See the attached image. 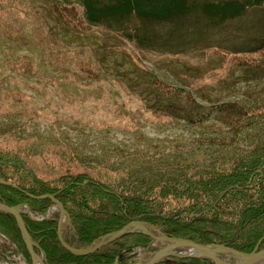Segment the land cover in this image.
I'll use <instances>...</instances> for the list:
<instances>
[{
    "label": "rangeland",
    "instance_id": "rangeland-1",
    "mask_svg": "<svg viewBox=\"0 0 264 264\" xmlns=\"http://www.w3.org/2000/svg\"><path fill=\"white\" fill-rule=\"evenodd\" d=\"M50 1L67 10L63 17L69 26L48 6L32 17L38 0L0 2V131L6 132L0 141L21 148L42 177H55L64 169L63 146L101 167L140 175L151 160L153 165L158 160L176 167L220 161L260 134L249 129L231 150L208 145L203 139L220 134L154 112L142 93L152 90L149 80L157 79L186 89L191 83L200 87L192 94L206 109L210 103L199 93L218 103L264 100V74L231 61L233 56L243 62L247 56L261 57L250 49L264 38V4L220 25L194 12L163 24L130 17L73 31L68 27L89 26L81 8L69 0ZM24 9L29 15L21 12ZM2 246L9 250L2 252ZM160 247L156 242L138 247L133 263L148 259ZM39 256L45 264V256ZM12 263L28 264L29 259L0 233V264Z\"/></svg>",
    "mask_w": 264,
    "mask_h": 264
},
{
    "label": "trees",
    "instance_id": "trees-1",
    "mask_svg": "<svg viewBox=\"0 0 264 264\" xmlns=\"http://www.w3.org/2000/svg\"><path fill=\"white\" fill-rule=\"evenodd\" d=\"M38 1L34 9L31 8L32 17L41 15L40 11H45L48 6L61 24L69 26L63 17L67 16L64 14L67 10H62L58 2ZM69 1L81 8L80 14L89 25L78 23L74 28L68 27L73 31L110 21L121 22L130 17L146 24H163L183 19L194 12L201 13L211 24L220 25L242 16L248 8L264 4V0ZM21 12L29 15L26 9ZM138 41L149 42L145 38H138ZM250 51L260 53L261 57L247 56L243 62L234 61L236 57L233 56L232 63L264 74V38L259 39ZM145 74L152 77L147 70ZM148 83L153 86L152 90L150 88L142 95L154 112L177 117L220 134L203 139V143L231 150L249 129L258 130L260 134L247 141L249 145L240 152L225 154L217 161L219 163L213 161L198 167H176L158 160L153 165L151 160L148 161L149 169L145 172L140 170V175L101 167L99 163L80 158L63 146L60 158L66 166L52 178L39 175L28 164V155L25 156L21 148L6 147L0 141V179L15 186L0 184V201L10 207L28 206L32 215L24 212L22 218L29 235L38 244L35 252L44 254L46 264H131L136 249H145L153 241L138 233L126 234L92 254L75 255L58 239L59 212L54 211L48 218L41 219L54 205L52 200L29 198L23 192L34 196L55 195L62 202L74 229L72 231L63 225L62 236L76 249H86L136 220L152 225L168 237L188 239L202 245H224L250 253L260 241L258 249H264V100L257 99L255 104H246L238 99L218 103L199 93L200 98L210 103V109H206L192 94V91L200 92L201 88L192 83L188 89L170 86L157 79ZM152 92L155 99L150 97ZM5 134L0 131V138ZM78 167L80 171H72ZM0 233L16 244L18 252L21 251L26 260L29 259L14 217L4 212H0ZM8 250L7 246L1 247L2 252ZM157 264L214 263L208 258L166 257Z\"/></svg>",
    "mask_w": 264,
    "mask_h": 264
},
{
    "label": "water",
    "instance_id": "water-1",
    "mask_svg": "<svg viewBox=\"0 0 264 264\" xmlns=\"http://www.w3.org/2000/svg\"><path fill=\"white\" fill-rule=\"evenodd\" d=\"M0 184L6 185V186H13L8 181L1 180ZM27 197L29 198H35V199H50L54 203L53 207L48 211L47 214L43 216L44 218H48L50 214L53 212V210H57L59 212V219H58V225H57V236L61 243V245L67 249L69 252L75 254V255H89L93 252L97 251L102 246L111 243L120 237L126 235V234H142L144 236H147L148 238L152 239L153 241L157 242L161 245V247L157 250H155L152 255L145 260H141L132 264H157L164 260L166 257H196V258H208L210 259L214 264H264V249L259 250V244L260 241L256 244L253 251L250 253H244L237 251L233 248L226 247L224 245H215V244H209V245H202L195 243L188 239H180L175 237H168L158 231L155 227L152 225L141 221H131L128 224H126L123 228L112 232L111 234L104 237L102 240L98 241L94 245L89 246L86 249H75L74 247L68 245L61 234V229L64 220H66V223L71 227L72 231L74 230L70 218L64 209V206L62 202L55 196V195H30L26 192H23ZM0 212L7 213L14 217L17 227L20 231L22 240L26 246V249L29 253V263L28 264H34L35 260H38L40 264H44L40 256L35 252V248L38 247V244L31 238L29 235L24 220L22 218V213H27L28 215H31V211L26 205H19L10 207L6 205L5 203L0 201ZM181 249H186L185 251H181ZM41 256L44 258V254L41 253ZM222 256H230L234 258L232 261H227ZM117 264V262H115Z\"/></svg>",
    "mask_w": 264,
    "mask_h": 264
},
{
    "label": "bare ground",
    "instance_id": "bare-ground-1",
    "mask_svg": "<svg viewBox=\"0 0 264 264\" xmlns=\"http://www.w3.org/2000/svg\"><path fill=\"white\" fill-rule=\"evenodd\" d=\"M34 264H40V262L38 260H35Z\"/></svg>",
    "mask_w": 264,
    "mask_h": 264
}]
</instances>
